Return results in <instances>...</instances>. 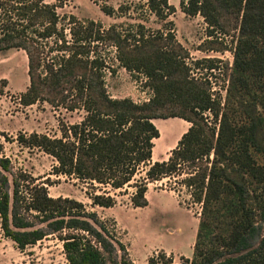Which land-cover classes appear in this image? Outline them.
<instances>
[{
    "label": "trees",
    "instance_id": "trees-1",
    "mask_svg": "<svg viewBox=\"0 0 264 264\" xmlns=\"http://www.w3.org/2000/svg\"><path fill=\"white\" fill-rule=\"evenodd\" d=\"M42 1L17 5L12 9L15 15L10 10L9 22L1 18L0 53L16 49L28 55L30 85L20 97L21 104L66 102L71 97V110L81 108L85 117L68 128L71 135L59 139L20 135L19 143L53 157L57 176L114 190L124 189L141 168H148L144 180L135 186L131 200L135 208L149 205V184L181 175L188 167L191 172L183 183L202 206V213L194 256L185 264H264V236L256 243L259 223L264 222V163L260 161L264 157V0H181L188 15L204 17L210 36L226 34L232 21L237 24L239 35L224 102L214 95L209 81L192 77L189 53L175 43L172 33L148 35L141 26L137 33L124 35L116 27L101 31L92 22L73 31L75 40L70 45L59 28V15ZM148 4L162 19L171 8L168 0H148ZM14 16L17 23L12 21ZM54 37L61 43L54 51L61 56L48 62L42 43ZM100 42L112 43L120 65L146 79L152 91L147 102L112 98L105 63L91 56L90 45ZM203 62L209 63L210 71L216 68L213 60ZM232 99L243 110L241 120L233 115ZM174 118L191 126L168 160L153 163L154 140L160 138L153 121ZM0 165L9 170L7 159H0ZM26 184L15 181L11 195L8 178L0 173L1 227L20 251L48 237L46 231H69L61 237L68 264H133L122 243H118L123 252L118 260L108 229L96 214L86 213L82 203L53 198L47 187L33 180ZM92 200L101 208L116 205L107 193ZM21 208L46 227L34 229L18 212ZM159 258L152 257L148 263L159 264ZM163 264L174 262L168 258Z\"/></svg>",
    "mask_w": 264,
    "mask_h": 264
},
{
    "label": "rangeland",
    "instance_id": "rangeland-1",
    "mask_svg": "<svg viewBox=\"0 0 264 264\" xmlns=\"http://www.w3.org/2000/svg\"><path fill=\"white\" fill-rule=\"evenodd\" d=\"M27 1L34 0H0V20L4 17L10 19L8 22L11 21L8 17L11 16L10 10ZM168 3L171 8L166 11L168 16L162 19L152 12L148 0L42 1L43 5H49L59 15V28L65 31L70 45L75 40L73 31L81 25L86 28L92 22L101 31L107 32L111 27H116L124 35L137 33L141 26L148 35L156 31L172 33L175 43L182 45L189 53L187 62L192 68V77L209 81L214 95L219 94L224 102L234 65L233 51L239 35L236 22H231L226 34L215 32L210 36L212 30L203 16L188 15L181 0H168ZM13 19L17 23L18 17L14 16ZM56 41L54 37L41 42L45 45L43 57L48 62L61 56L54 51L61 46ZM90 49L92 57H100L105 63V81L112 98H130L137 103H145L151 98L152 91L146 79L129 73L120 65L112 43H92ZM206 60L215 61L216 68L208 70L209 63L203 62ZM197 62L203 63L197 66ZM28 71L29 58L24 50L12 49L0 53V159H7L10 163L8 171L0 165V173L8 178L11 195L15 181L26 186L28 181L33 180L35 184L47 187L53 198L79 201L86 213L96 214L106 226L108 236L118 249L119 261L123 255L119 248L121 243L128 251L127 260L133 264H149L150 258L157 259L159 256V264L168 258H172L174 264H185V259H192L202 206L194 202L191 191L183 183L190 169L184 167L181 175L149 184L146 195L149 205L144 208H135L131 200L136 193L135 186L144 180L148 168H141L133 181L120 190L74 177L55 175L57 161L38 148L22 146L18 137L39 134L59 139L71 135L68 128L81 123L85 111L81 108L71 110L74 103L71 97L66 98V102L42 101L32 106L21 104L20 97L30 85ZM232 109L234 117L241 120L239 117L243 110L237 100L232 99ZM153 123L160 132V138L154 140L152 158L156 162L168 160L169 152L177 147L179 137L191 125L178 118L159 119ZM260 161L264 163V157ZM105 193L115 198L114 207L101 208L93 204L95 195ZM18 212L34 229L46 227L45 223L22 208ZM258 230L257 244L260 237L264 236V222L259 223ZM46 232L49 235L44 240L20 251L12 240L5 237L0 220V264H68L61 237L70 232Z\"/></svg>",
    "mask_w": 264,
    "mask_h": 264
},
{
    "label": "crops",
    "instance_id": "crops-1",
    "mask_svg": "<svg viewBox=\"0 0 264 264\" xmlns=\"http://www.w3.org/2000/svg\"><path fill=\"white\" fill-rule=\"evenodd\" d=\"M187 124L189 125L190 123H188V122H187ZM188 128H189V127H188ZM185 133H186V132H185ZM183 134H184V133H183ZM183 134H181V136L179 137V139H178V140H180V139H181V137H182V135H183ZM177 143H178V142H177ZM177 143H176V144H177ZM171 150H172V149H171ZM170 153H171V151L169 152V154H168L167 158H169V155H170ZM166 160H167V159H166ZM152 162L154 163V162H156V160H154V158H152Z\"/></svg>",
    "mask_w": 264,
    "mask_h": 264
}]
</instances>
